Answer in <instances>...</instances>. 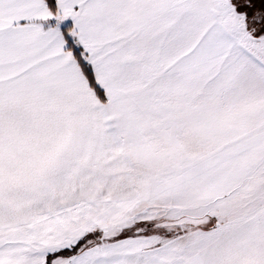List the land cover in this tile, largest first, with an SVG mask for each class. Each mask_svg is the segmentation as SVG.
I'll return each mask as SVG.
<instances>
[{
    "label": "snow or ice",
    "instance_id": "obj_1",
    "mask_svg": "<svg viewBox=\"0 0 264 264\" xmlns=\"http://www.w3.org/2000/svg\"><path fill=\"white\" fill-rule=\"evenodd\" d=\"M0 264H264V0H0Z\"/></svg>",
    "mask_w": 264,
    "mask_h": 264
}]
</instances>
